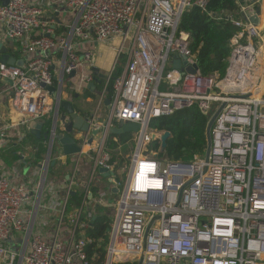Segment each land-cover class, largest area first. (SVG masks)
I'll use <instances>...</instances> for the list:
<instances>
[{
  "label": "built area",
  "instance_id": "1",
  "mask_svg": "<svg viewBox=\"0 0 264 264\" xmlns=\"http://www.w3.org/2000/svg\"><path fill=\"white\" fill-rule=\"evenodd\" d=\"M59 1L75 18L64 34L53 37V21L44 19L38 0L6 5L0 0V43L19 46L25 58L21 66L0 62V80L12 82L1 94L9 97L25 129L31 122L50 121L47 157L34 190L18 181L16 168L0 169V264H264V85L250 88L248 62L234 59L236 51L249 49L251 57L261 56L263 73V27L248 17L260 13L250 4L240 18L229 16L238 31L218 81L217 74L172 68L174 60L196 65L189 35L178 25L184 11L205 10L206 0ZM115 39V63L124 57V70L112 82L106 120L100 121L98 110L110 76L88 118L89 132L72 133L81 151L73 156L69 176L62 184L48 180L51 160L64 157L54 150L59 94L54 100L47 89L54 83L53 62L60 66L61 87L63 75L91 66L94 53L83 46ZM94 78L90 71L80 80L89 84ZM227 80L235 87L223 89ZM194 106L209 118L222 106L210 129L208 156L196 154L188 163L160 156L158 139L165 131L151 129L150 122ZM119 121L139 125L128 163L118 170L121 182L115 175L118 162L106 151L109 130ZM93 130L100 140L86 153ZM154 142L159 149L147 150ZM82 157L91 162V176L80 207L67 211ZM99 169L113 176H107L110 187L93 196L90 185ZM113 189L116 197L107 204ZM101 203L112 216L106 240L94 242L87 231Z\"/></svg>",
  "mask_w": 264,
  "mask_h": 264
},
{
  "label": "crops",
  "instance_id": "2",
  "mask_svg": "<svg viewBox=\"0 0 264 264\" xmlns=\"http://www.w3.org/2000/svg\"><path fill=\"white\" fill-rule=\"evenodd\" d=\"M43 9L44 13V19L46 20H52L53 21V37L59 36L65 33L67 28L72 25L74 18H75V12L74 11H68L65 9L64 5L59 0H38ZM250 4H252V8L254 10H257L260 18V24L259 26H262L263 29L260 28L261 33L264 32V0H247L242 1L238 0V13H234L233 16L235 19H238L241 17V9L243 7H248ZM253 13V11L251 12ZM257 43H261V40H258ZM3 47L6 48V55L10 58H14L16 61L24 62L25 58L24 55L19 51V46L14 45L12 43L3 42L1 43ZM119 44V39H115L111 42H106L103 44L98 45H91V46H83L82 50L91 49L94 53V59L91 63V66H85L82 68L78 73H75L74 77H71L69 75H63L62 77V85L59 87V68L58 61L53 62V66L51 68V72L53 75V86L55 88V92L52 95V98L55 100L58 99V94H61V101H63L65 104H71L74 106V108L79 113L87 112L89 114L92 113V111L97 107L99 100H100V94L103 92L106 86V79L110 76V81L106 87V94L103 96V101L99 105L98 115L100 117V121H105L107 117V111H108V105L105 104L106 101L109 102L112 99L113 94V88H112V79L114 76L117 75L118 70L121 69V73L118 76H121L124 70V57L118 58V62L115 63L116 59V53L115 48ZM1 53H0V59H1ZM58 56V55H57ZM22 65V64H21ZM93 69H97L99 74L104 76V79H99L101 83L96 84L95 88V94L91 91V89H86L87 84H84L80 78H85L90 71L93 73ZM94 74V73H93ZM263 73L261 74V76ZM115 77L114 79H116ZM61 78V76H60ZM65 83L68 84V89L66 91ZM103 84V86H101ZM5 84L0 80V94L1 91L4 89ZM111 85V88H110ZM64 91H66L65 95ZM90 95H93L94 98H92ZM77 96V98L75 97ZM84 96L87 98L84 99ZM96 101L95 103H93ZM89 102V103H88ZM55 104V102H54ZM21 116L19 113L12 107L9 97L5 96L4 94L0 95V134H3L4 137L0 138V169L6 170V169H13L16 168L19 172L20 177L18 178V181H22L26 184H28L29 187H31L33 190L36 188L38 182L40 181V176L38 174L39 168L41 163L45 160L47 157V151L45 148V153H43L42 158L37 160L36 154H37V146H34V141L31 139H27V135H31L30 130L25 129L23 126L20 125ZM48 124V127L46 128ZM50 121L45 120V124L43 125L41 129V136L40 138L34 137L36 140H41L39 144L44 145L45 140L43 139V134H46L49 130ZM116 123L114 124V126ZM57 132L59 134H63V130L60 127L57 129ZM75 132L73 131V136ZM72 135V134H71ZM110 136V135H109ZM43 139V140H42ZM93 144L87 145V151L89 149L93 148ZM38 145V144H37ZM45 146V145H44ZM59 146L55 145L54 150L57 152ZM60 149V148H59ZM15 156V158H13ZM56 155L52 154V159H56ZM64 156V155H63ZM86 156V155H85ZM83 164L81 166V170L79 174L76 176V179L78 181V186H80V177L82 175V167L84 164L89 165L88 166V173H87V181H89L91 172H92V165L91 162L87 160V158L82 157ZM13 160V161H12ZM12 161V162H10ZM52 161V160H51ZM75 157H62L60 159H56V162L54 164L55 169H61V170H69L70 173L71 169L74 166ZM53 166V167H54ZM53 167H49L47 172V177L49 178V175H51V170ZM54 169V172H55ZM53 170V169H52ZM100 175L107 179V177L103 176L102 174H99L97 171V174L94 176V179L96 181H100V178H96ZM67 176H64V179H66ZM103 181V189L105 187L109 188L108 181ZM48 180H53V177ZM56 182V181H55ZM85 183V184H86ZM60 184V183H58ZM84 184V182H83ZM85 184L83 186H80L79 188H75L76 190L80 189L81 192H84L85 190ZM61 186V185H60ZM114 190V189H113ZM117 193L110 194L106 198H109L108 201H105V203H110L111 200L116 197ZM112 198V199H111ZM42 200L46 201V197L42 196ZM103 203L100 204L99 209L104 208L102 206ZM97 209V211H99ZM52 216V215H51ZM54 216V215H53Z\"/></svg>",
  "mask_w": 264,
  "mask_h": 264
},
{
  "label": "trees",
  "instance_id": "3",
  "mask_svg": "<svg viewBox=\"0 0 264 264\" xmlns=\"http://www.w3.org/2000/svg\"><path fill=\"white\" fill-rule=\"evenodd\" d=\"M234 13H238V0H206L205 10L192 7L182 13L178 30L189 35V49L201 75L217 74L218 81L224 77L228 66L227 60L231 54L229 41L238 31L229 20V16L234 17ZM120 73L121 69L118 70L117 75ZM117 75L113 77L112 82ZM208 120L209 117L203 116L196 106L175 112L168 117L152 120L149 125L151 129L168 131L171 134V138L167 140L165 151L160 155L168 160L188 163L194 155L204 154ZM26 137L34 141V144H36L34 146H37L36 159H41L43 153H45V146L39 144L41 140H36L29 134ZM117 143L119 144V142ZM152 147L157 151L159 143L154 142ZM118 160V158L112 157V161L118 162ZM122 166L118 162L115 171L119 182L122 179L118 175V170ZM52 169H50V172L54 174L55 166ZM49 177L52 178L51 175ZM96 178H100V181L94 180L90 185V192L93 196L100 189H103L105 179L101 175ZM104 189H107V187ZM83 197L84 192L77 189L74 195H70L68 202L78 208L83 201ZM109 212L108 208H101L95 214L91 227L87 231L94 242H98L99 239L106 240L111 221ZM90 248H95V245ZM99 251L102 254L103 249L100 248Z\"/></svg>",
  "mask_w": 264,
  "mask_h": 264
},
{
  "label": "water",
  "instance_id": "4",
  "mask_svg": "<svg viewBox=\"0 0 264 264\" xmlns=\"http://www.w3.org/2000/svg\"><path fill=\"white\" fill-rule=\"evenodd\" d=\"M3 5H6L7 0H1ZM242 1H247V0H242ZM252 2V0H251ZM258 12V11H257ZM249 17V22L254 25V26H259L260 24V18L258 16V13H254L252 15H248ZM0 53L1 63H5L8 65H16V66H21L22 62L21 61H16L14 58L8 57L6 53V48L3 47V45L0 43ZM172 68L177 71L185 72V73H190L193 74L195 71L198 69L196 65L193 66H187L185 63L181 62L180 60H174L172 61ZM94 73V81L92 83L87 84L86 89H91V91L95 94V88L96 84L101 83L99 79H104V76L99 74L97 69H93ZM71 77L75 76V73L72 72L70 74ZM105 80V79H104ZM4 84H7L9 86L12 85V82L10 80L5 79L3 81ZM264 85V71L262 75V80H261V87ZM48 91L53 94L56 90L54 87H48ZM77 98V96H75ZM87 97L84 96V99ZM89 103V102H88ZM108 101L105 102V104L108 105ZM222 106L212 115V117L208 120L207 127H206V150H205V157L208 156L209 149H210V144H211V139H210V129L211 126L218 116V114L221 111ZM90 114L87 112H83L82 114L77 112V110L72 106L71 104H65L63 101H61V94L59 93V104L57 109L55 110V124H56V130L59 129L60 127L63 130V134H57L54 137V144L59 146L62 154L65 157H70L74 155H79L80 154V147L78 146L76 140L73 138L71 135L73 131H78V132H83L87 133L89 132V124H88V118ZM45 124V120H39L35 122H31L29 124L30 128V133L31 135L35 136L36 138H40L41 136V129L43 125ZM139 130V125L136 123H131V122H123L119 121L116 123V125L109 130V135L111 136H120L124 133L132 132V133H137ZM98 135V131H91V139L93 137ZM171 138V134L168 131H165L160 138L158 139L160 142V153H163L166 148L167 140ZM43 139L46 141L49 137L48 134H43ZM91 141V140H90ZM90 144V142H89ZM55 164V161L52 160L50 163V166L53 167ZM99 174H102L103 176H113V173L107 172L105 169H99L98 170ZM67 178V177H66ZM113 193H117V190L114 189L112 190ZM75 192H71L70 195H74Z\"/></svg>",
  "mask_w": 264,
  "mask_h": 264
},
{
  "label": "rangeland",
  "instance_id": "5",
  "mask_svg": "<svg viewBox=\"0 0 264 264\" xmlns=\"http://www.w3.org/2000/svg\"><path fill=\"white\" fill-rule=\"evenodd\" d=\"M101 86H103V84ZM65 88H66V91L69 88L67 83H65ZM161 89H163V87H161ZM66 91H64L63 95H65ZM90 96L92 98H94L93 95H90ZM95 102L96 101H94L93 103H95ZM134 136H135V133H132V132L124 133L120 136H112V135L109 136L106 140V151L113 158H118L119 159L118 162H120L122 165L127 164L128 163V156L132 152V149L134 147L133 141H132ZM111 139H116L119 142V144H113V143L111 144ZM99 140H100V136H98V135L93 138V143H94L93 148H96ZM152 146H153V144L148 146L147 150L151 149L152 151H156L155 149H153ZM86 150H87V148L85 149V151ZM88 166L89 165L84 164L82 167V175L79 178L80 179V186H83L87 181V177H88L87 173L89 172ZM68 171L69 170L55 169V172H54V174H51V177H53L54 181L62 184L65 181L64 176H67V177L69 176ZM49 179H50V177H49ZM83 182H84V184H83ZM76 183H77V188H79L78 181H76ZM105 200L108 201L109 198H106ZM74 208L75 207L69 202L68 206H67V211H71ZM111 216H112V211L109 212V217L111 218Z\"/></svg>",
  "mask_w": 264,
  "mask_h": 264
},
{
  "label": "bare ground",
  "instance_id": "6",
  "mask_svg": "<svg viewBox=\"0 0 264 264\" xmlns=\"http://www.w3.org/2000/svg\"><path fill=\"white\" fill-rule=\"evenodd\" d=\"M250 50H238L234 54V59L238 61L240 65H242L244 62H248L249 67L251 68V72L253 74V77H251L249 74H246L247 81L250 82L249 87L255 90L258 88L259 83L261 81V56L257 55L256 57L250 56ZM242 84V83H241ZM223 89H228L233 86V82L231 80H227L222 84Z\"/></svg>",
  "mask_w": 264,
  "mask_h": 264
},
{
  "label": "clouds",
  "instance_id": "7",
  "mask_svg": "<svg viewBox=\"0 0 264 264\" xmlns=\"http://www.w3.org/2000/svg\"><path fill=\"white\" fill-rule=\"evenodd\" d=\"M210 119V118H209ZM153 144V143H152Z\"/></svg>",
  "mask_w": 264,
  "mask_h": 264
}]
</instances>
